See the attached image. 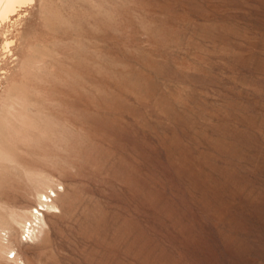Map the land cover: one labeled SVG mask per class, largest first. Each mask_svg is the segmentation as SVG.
Wrapping results in <instances>:
<instances>
[{
	"label": "rangeland",
	"instance_id": "rangeland-1",
	"mask_svg": "<svg viewBox=\"0 0 264 264\" xmlns=\"http://www.w3.org/2000/svg\"><path fill=\"white\" fill-rule=\"evenodd\" d=\"M0 264H264V0L0 22Z\"/></svg>",
	"mask_w": 264,
	"mask_h": 264
},
{
	"label": "bare ground",
	"instance_id": "bare-ground-1",
	"mask_svg": "<svg viewBox=\"0 0 264 264\" xmlns=\"http://www.w3.org/2000/svg\"><path fill=\"white\" fill-rule=\"evenodd\" d=\"M32 2H33V0H0V22H3L4 20H8L11 16L16 14V12L19 8H21L27 4L29 5ZM8 44L9 43H5L6 49L8 48ZM37 214L39 215L38 212H37ZM39 218H40V216H39ZM35 220H37L36 222L40 221L37 217H35ZM30 229H32V228H30ZM30 229H29V231H30ZM34 229L37 230L36 227L33 228V231H30V233H27V237H29V236L31 237V235L34 234ZM24 231H27V230H24Z\"/></svg>",
	"mask_w": 264,
	"mask_h": 264
},
{
	"label": "snow or ice",
	"instance_id": "snow-or-ice-1",
	"mask_svg": "<svg viewBox=\"0 0 264 264\" xmlns=\"http://www.w3.org/2000/svg\"><path fill=\"white\" fill-rule=\"evenodd\" d=\"M25 239H27V237H24ZM12 256L14 257V254H12Z\"/></svg>",
	"mask_w": 264,
	"mask_h": 264
}]
</instances>
